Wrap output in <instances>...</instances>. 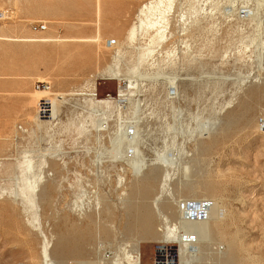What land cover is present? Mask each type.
<instances>
[{
  "label": "rangeland",
  "instance_id": "374dc122",
  "mask_svg": "<svg viewBox=\"0 0 264 264\" xmlns=\"http://www.w3.org/2000/svg\"><path fill=\"white\" fill-rule=\"evenodd\" d=\"M145 1L0 0V264H264V0H211L140 61ZM136 151L176 162L157 204ZM165 224L199 227L188 253Z\"/></svg>",
  "mask_w": 264,
  "mask_h": 264
},
{
  "label": "bare ground",
  "instance_id": "6f19581e",
  "mask_svg": "<svg viewBox=\"0 0 264 264\" xmlns=\"http://www.w3.org/2000/svg\"><path fill=\"white\" fill-rule=\"evenodd\" d=\"M144 2V1H143ZM146 2V1H145ZM220 2V1H219ZM143 4V3H142ZM212 2L211 0H149L144 3L139 10L138 13V26L132 30L130 35V42H134L137 37H142L147 40L148 44L146 47L139 49V60L143 61L146 57L151 56L156 51V46H160V44L167 39L168 32L172 27V22L176 21V23L181 25L193 24L196 22V19L199 17V13L202 11L208 16V9L212 10ZM218 10V9H217ZM209 11V12H210ZM215 12V11H214ZM212 12H210L211 14ZM137 22V21H136ZM194 25V24H193ZM196 25V24H195ZM175 26V24H174ZM178 26V27H179ZM193 27V26H191ZM189 28V27H188ZM187 31V30H186ZM191 29H189V32ZM184 33V32H182ZM188 34V32H187ZM185 34V35H187ZM192 34V33H191ZM172 37V36H171ZM141 39V38H140ZM164 44V43H163ZM162 44V45H163ZM159 48V47H158ZM124 50V49H123ZM157 52V51H156ZM174 52V51H173ZM124 53V52H123ZM155 54V53H154ZM153 54V55H154ZM177 54V53H176ZM116 56V55H115ZM153 57V56H152ZM150 59V58H148ZM147 59V60H148ZM115 61V60H114ZM154 62V60L152 61ZM156 64V63H155ZM120 65V64H119ZM113 73V72H112ZM134 75L139 74V67H136L132 70ZM105 78V77H104ZM137 78V77H136ZM40 82V81H38ZM47 92V91H40ZM254 96V95H253ZM256 97V96H255ZM254 97V99H255ZM258 98V97H257ZM252 100V99H251ZM258 102V101H257ZM253 103V102H252ZM254 104V103H253ZM258 106V105H257ZM253 107V106H251ZM137 114V113H136ZM264 118V117H263ZM88 121V120H87ZM120 126V125H119ZM96 131V130H95ZM104 131V130H103ZM101 132V131H100ZM102 134V133H101ZM121 135V134H120ZM119 135V137H120ZM128 136V135H127ZM97 137V136H96ZM132 138V137H131ZM120 139V138H119ZM132 140V139H131ZM200 148V147H199ZM134 159H127L130 161L132 169L135 173H140L148 166H152L141 178L142 181L148 183L150 187H154L156 183L159 181V178L162 177L161 183L157 189V193L152 200L153 204L159 203L162 199L163 193L168 185V181L171 177V172L176 162L173 159L167 158L165 155H157L155 159H144L140 157L138 151L135 153ZM119 159L125 158L127 156H122L121 153H118ZM100 158V157H99ZM56 160V159H55ZM59 162V161H58ZM29 163V162H28ZM56 164V163H55ZM58 165V164H57ZM49 167V166H48ZM48 171V170H47ZM52 174V173H51ZM47 176V175H46ZM34 181V180H33ZM53 182V181H52ZM51 182V183H52ZM57 182V181H55ZM45 184V183H44ZM36 183L32 182L30 179L26 180L25 189L28 193L22 192L24 198L29 200L33 193H36ZM51 189V188H50ZM31 190V194L29 192ZM40 190V189H39ZM148 191V190H146ZM203 192V191H201ZM38 193V192H37ZM205 193V192H204ZM44 194V193H43ZM148 194L144 195V197ZM38 196V195H37ZM202 197V196H201ZM200 197V198H201ZM199 198V199H200ZM203 198V197H202ZM197 199V200H199ZM162 201V200H161ZM38 202V201H37ZM197 202V201H196ZM200 201H198L199 203ZM36 203V202H35ZM34 204V203H30ZM99 204V200L96 203ZM201 205V203H199ZM198 205V204H197ZM203 205V204H202ZM199 206V205H198ZM156 207V206H155ZM158 207V206H157ZM202 207V206H201ZM200 207V209H202ZM193 208V207H192ZM199 208V207H198ZM189 209V208H188ZM203 209H205L203 207ZM37 212V211H36ZM38 213V212H37ZM39 215V214H38ZM40 216V215H39ZM167 221V220H166ZM28 222V220H27ZM170 222V221H169ZM204 222V220H203ZM30 223V222H29ZM206 223V222H205ZM199 224V223H198ZM30 225V224H28ZM32 226V225H31ZM206 226V225H205ZM203 225L200 227L202 228ZM211 227V226H210ZM198 226L192 225L191 227V238L187 235L183 230L180 229L177 225H169L165 224L163 229L161 230L162 235L160 241L165 243L177 244L179 246L181 254L188 253L189 248L191 247L192 241L194 242V234H197ZM203 229V228H202ZM208 230V228H207ZM33 231V230H32ZM199 231V230H198ZM203 232V231H202ZM207 232V231H206ZM215 232V231H214ZM200 233V232H199ZM204 234V233H203ZM207 234V233H206ZM205 234V236H206ZM209 234V233H208ZM210 236H212L210 234ZM219 236V235H218ZM64 238V237H63ZM66 238V237H65ZM211 239V238H210ZM215 239V238H214ZM203 240V239H202ZM205 240V238H204ZM225 243V242H224ZM44 244V243H43ZM44 246V245H43ZM80 249V248H79ZM82 249V248H81ZM126 250V249H125ZM128 250V249H127ZM133 250V249H132ZM56 251V250H54ZM136 251V250H135ZM233 251V250H232ZM50 252V251H49ZM45 254V252H44ZM55 254V253H54ZM131 254V253H130ZM128 255L127 260L129 264H141L140 257L138 253L135 252V255ZM227 255V253H223L222 255ZM231 254V253H230ZM49 255V254H48ZM125 255V254H124ZM45 257V256H44ZM124 257V256H123ZM190 258L184 264H190V262L196 257L195 253H192ZM46 258L47 255H46ZM225 258V257H224ZM125 259V258H124ZM230 259V258H229ZM126 260V261H127ZM103 261V260H102ZM231 261V260H230ZM70 262V261H69ZM73 262V261H72ZM104 262V261H103ZM120 262V261H119ZM117 260L114 264H120ZM79 263V262H78ZM46 264H53L52 261L47 260ZM83 264V263H82ZM88 264V263H87Z\"/></svg>",
  "mask_w": 264,
  "mask_h": 264
},
{
  "label": "built area",
  "instance_id": "2783aa9c",
  "mask_svg": "<svg viewBox=\"0 0 264 264\" xmlns=\"http://www.w3.org/2000/svg\"><path fill=\"white\" fill-rule=\"evenodd\" d=\"M10 15L9 11L0 12V20L9 19ZM46 28L45 25H41L42 30H46ZM35 88L38 91H51V84L49 81H40L36 82ZM37 112L39 118L42 120L51 118L50 100L48 98H44L38 102Z\"/></svg>",
  "mask_w": 264,
  "mask_h": 264
}]
</instances>
